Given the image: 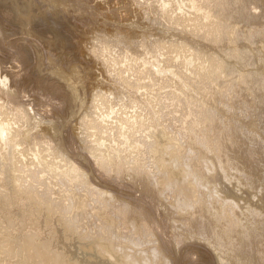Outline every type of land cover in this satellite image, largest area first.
Here are the masks:
<instances>
[{
    "label": "bare ground",
    "instance_id": "obj_1",
    "mask_svg": "<svg viewBox=\"0 0 264 264\" xmlns=\"http://www.w3.org/2000/svg\"><path fill=\"white\" fill-rule=\"evenodd\" d=\"M116 1L0 0V264H264V0Z\"/></svg>",
    "mask_w": 264,
    "mask_h": 264
},
{
    "label": "rangeland",
    "instance_id": "obj_2",
    "mask_svg": "<svg viewBox=\"0 0 264 264\" xmlns=\"http://www.w3.org/2000/svg\"><path fill=\"white\" fill-rule=\"evenodd\" d=\"M90 3H91L90 6H92L94 9L95 8L96 9L98 8L97 11H99V12H101L102 10H105V13L104 14L105 15H109V17H113L109 13L115 12V9H117V6L118 7H122L123 6V4L120 3V1L117 2L116 0L113 1L112 3L109 2V4H103L100 1H97L96 2V0H92V2H90ZM120 4H122V5H120ZM94 9L93 10L91 9L93 11V13H94ZM108 9H109V11H108ZM95 15H96V13H95ZM96 19H98L100 21L95 22V24H97L99 26L100 25L102 26L101 21H103L104 23L107 24V29H112V28L115 29L116 26H118V24L115 23V22H112V20H105L103 16L97 15ZM6 24H7L6 22H4L2 24L0 22V28H1L0 31H2V32H0V34H1V36H0V44H1L0 45V64H1V66H0V68H1L0 69V73L2 75L6 73V74H8L10 76L12 75V73H19L21 75L19 77V82L22 84V86H20V88H22V91L23 92L22 91L20 92V94H19V100H20V102L27 103L30 100L36 99V93H37V91H31L32 90V87H33V84H34L33 81H32L33 80V76L30 73H26V71L24 69V68H26V66H25L26 63L23 62L24 61L23 54L26 53L25 50H24V48H23V46H24L23 45L24 40L23 39H19L20 38V35L18 34V31L15 28V26H12V24H10V23L7 24V25ZM8 25H9V27H8ZM40 25H42V24H38L37 27H36V29H39V28H41L43 26V25L42 26H40ZM4 28H6V29H4ZM7 29H8V31L9 30L12 31V33H9L10 31L8 32ZM132 29H135L136 30V28H132ZM12 34H14V35H12ZM6 35H7V37H6ZM8 35H10V37ZM3 37H4L5 40L3 39ZM7 43L8 44L12 43V45H13L12 48H9V47L8 48H5V46H6ZM45 50H48V48H46V46H45ZM21 51L24 52V53H22ZM1 53H2V55H1ZM8 55H10V56H8ZM11 57H12V59H11ZM21 59H22V61H21ZM6 61L9 64V66H8V64H6ZM98 69H100V68H98ZM94 72H95V70H94ZM97 73L98 72L96 70L95 74H97ZM90 78L91 77H89V79ZM11 82H14V80L12 78H11ZM37 98H39V97L37 96ZM57 98L54 97V96H51V98H47L46 97V98H43V99L40 100L41 101V104H42V107L39 108V109H41L40 111H41V114L42 115H46L48 117V116H50V114H49L50 112L49 111L55 113V111L57 110V108L60 106V105H57L59 103ZM47 101H48V103H47ZM34 102H36V104H39L40 103V102H37V101H34ZM48 106L51 109H49ZM258 167L261 168L260 164L258 165ZM127 193L135 196L136 199H137V197H139V193L136 192V191H134L133 189L132 190H129ZM144 207H145V212H146L147 217H149V218H151L153 220H155V219L158 220V221L160 220L157 217V214H156L155 210L152 207L146 206V205H144ZM162 223H161V226L163 225L162 226V229L167 232L168 231V228H167L166 223H168V222H164L163 221ZM155 224H157V221L155 222ZM167 233H169V232H167ZM196 243L197 244L198 243L201 244V242H199V241L188 240V241H186V242L178 245L176 247V251H179V253H182L184 255H188L189 254V255H191L190 257L194 259L196 257V255L194 254V251L193 250H195L198 253V251H197L198 247H196L198 245H196ZM184 245L185 246L187 245V246L185 247ZM172 254L174 256V253L173 252H172ZM177 259H178V256L176 257V260ZM187 263L188 264H194L192 262H188V260L187 261H184L183 260L181 262V264H187Z\"/></svg>",
    "mask_w": 264,
    "mask_h": 264
}]
</instances>
